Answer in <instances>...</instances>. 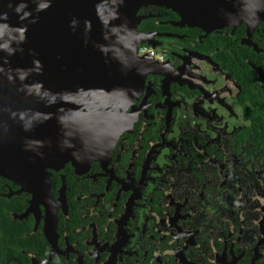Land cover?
Wrapping results in <instances>:
<instances>
[{"label":"flooded vegetation","instance_id":"flooded-vegetation-1","mask_svg":"<svg viewBox=\"0 0 264 264\" xmlns=\"http://www.w3.org/2000/svg\"><path fill=\"white\" fill-rule=\"evenodd\" d=\"M169 11H136L152 54L108 153L47 169L48 195L0 178L27 244L7 264H264V19Z\"/></svg>","mask_w":264,"mask_h":264},{"label":"water","instance_id":"water-1","mask_svg":"<svg viewBox=\"0 0 264 264\" xmlns=\"http://www.w3.org/2000/svg\"><path fill=\"white\" fill-rule=\"evenodd\" d=\"M145 5L205 29L264 19V0H0V177L48 195L47 169L108 153L142 80Z\"/></svg>","mask_w":264,"mask_h":264},{"label":"trees","instance_id":"trees-1","mask_svg":"<svg viewBox=\"0 0 264 264\" xmlns=\"http://www.w3.org/2000/svg\"><path fill=\"white\" fill-rule=\"evenodd\" d=\"M169 12L173 14V12ZM146 23L152 22L149 19H146L143 20L141 24L144 25ZM14 199L15 196L11 198H5L0 195V264H7L8 259L11 256H15L17 254L15 247L24 245L23 247L26 248L27 246V244L22 241V237H20L19 231H10L13 228V224H11V222L9 221V213L7 212V209H11V205L14 203ZM8 245H10V247H5Z\"/></svg>","mask_w":264,"mask_h":264},{"label":"built area","instance_id":"built-area-1","mask_svg":"<svg viewBox=\"0 0 264 264\" xmlns=\"http://www.w3.org/2000/svg\"><path fill=\"white\" fill-rule=\"evenodd\" d=\"M151 50L152 49H150V48H148V47H146L144 45H138L137 46V49H136V53H137V55H141L144 52H147L148 54L151 55L152 54V51ZM153 56L158 57V55H156V54H153Z\"/></svg>","mask_w":264,"mask_h":264}]
</instances>
